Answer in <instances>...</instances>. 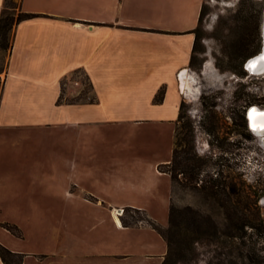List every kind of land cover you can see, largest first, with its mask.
I'll list each match as a JSON object with an SVG mask.
<instances>
[{
	"label": "crops",
	"instance_id": "0c3cea01",
	"mask_svg": "<svg viewBox=\"0 0 264 264\" xmlns=\"http://www.w3.org/2000/svg\"><path fill=\"white\" fill-rule=\"evenodd\" d=\"M201 4L19 0L28 16L11 28L0 85V214L87 207L104 214L89 251L70 259L20 252L21 264L162 259L163 237L147 222L122 224L117 210L137 208L156 223L158 212H168L172 180L162 166L171 155L179 72L190 62ZM74 69L85 74L90 95L63 99L71 91L61 80ZM3 222L18 227L20 236L2 228L13 238H24L20 220Z\"/></svg>",
	"mask_w": 264,
	"mask_h": 264
},
{
	"label": "rangeland",
	"instance_id": "374dc122",
	"mask_svg": "<svg viewBox=\"0 0 264 264\" xmlns=\"http://www.w3.org/2000/svg\"><path fill=\"white\" fill-rule=\"evenodd\" d=\"M7 2L16 13L19 0ZM263 10L264 0H202L193 29L192 59L179 72L181 101L176 131L179 147L186 146L188 139L204 163L196 181L190 182L180 173L172 180L170 205L175 227L168 228V212H158L155 219L166 235L176 238V245L183 246L185 239L191 238V250L182 249L185 256L176 264H264V129L250 130L245 117L249 106L264 108V67L253 72L244 67L245 60L261 48ZM6 58L7 52L0 51V85ZM61 82L62 87L69 84L71 91L68 96L62 92L63 99L90 95L88 80L79 69L66 73ZM208 177L219 181L220 197L240 199L251 226L236 232L230 228L225 211L231 206L228 202L221 205L201 187ZM119 214L130 224L147 222L141 211L124 209ZM103 217V212L89 207L76 214H0V223L10 218L20 220L24 238H13L1 224L0 233L10 246L18 248L15 251L58 253L70 259L73 253L95 246L90 239L95 238L96 222ZM19 258L21 264L22 255H8V264H18ZM161 260L156 263L132 257L103 258L101 262L160 264ZM45 261L37 264H73L68 260ZM26 264L33 262L27 260Z\"/></svg>",
	"mask_w": 264,
	"mask_h": 264
},
{
	"label": "trees",
	"instance_id": "16d2710c",
	"mask_svg": "<svg viewBox=\"0 0 264 264\" xmlns=\"http://www.w3.org/2000/svg\"><path fill=\"white\" fill-rule=\"evenodd\" d=\"M13 5H8L7 0H3L2 7L0 10V51L8 52L11 45V28L14 23H16L21 18L28 16V13L22 12L18 9L16 13L13 12ZM201 13V9H200ZM199 13V17H200ZM198 17V19H199ZM195 39V37H194ZM194 45V44H193ZM192 59V54L190 56V61ZM1 69V68H0ZM162 95V89H158L156 94L154 95L155 100H159ZM180 117V110L178 113L177 121ZM177 123V122H176ZM186 136L184 135V139ZM186 142V146L184 145L182 148L180 146V140L177 135L176 125L174 128L173 135V144L171 149V155L168 160L162 167L166 172L169 173L171 180L176 178V175L180 173L182 177H184L188 181H196L199 170L204 163V160L196 153V151L192 150V145L189 144L188 139L184 141ZM167 166H169L167 168ZM206 182L201 186L205 189L209 194L214 196L221 205L228 202V205L231 206L229 209L225 211V219H227V223L230 225V228L236 232L237 230H242L244 226H251L252 223L247 216V213L243 210L244 206L240 199L237 197L233 200L229 196L220 197L218 194L222 191L221 188L218 187L219 181L216 178L208 177ZM231 191L234 193V187L231 188ZM133 211H139L137 208L127 207L123 208ZM122 224H130L128 221L124 220V218H120ZM168 228L175 227L177 221L171 215V205L169 204L168 208V216H167ZM147 223L153 227L165 240L166 242V251L162 257L160 264H176V262L180 259V256H185L182 249L191 250V238L185 239V243L183 246L175 244V237L171 235H166L162 229H160V225L153 220L147 219ZM4 228L10 231L12 234L16 236H20V231L18 227L9 222H1L0 223ZM236 236V233L232 234ZM174 240V241H173ZM19 256L22 255L20 252L12 251L3 244L0 243V258L3 264H8L7 256ZM18 264L20 263V258L18 259ZM215 264H220V262H215Z\"/></svg>",
	"mask_w": 264,
	"mask_h": 264
},
{
	"label": "water",
	"instance_id": "95a60500",
	"mask_svg": "<svg viewBox=\"0 0 264 264\" xmlns=\"http://www.w3.org/2000/svg\"><path fill=\"white\" fill-rule=\"evenodd\" d=\"M263 33V30H261V35H262V44H261V48L259 49V51L255 54H253L252 56L248 57L245 62H244V67L246 68V70H248L249 72H253L256 69V65L257 63L262 59L264 58V51H263V47H264V35L262 34ZM252 107V106H249L247 107L246 111H245V117H246V123H247V126L250 130H253L254 131V127L250 126L249 124V120L250 118H248V111H249V108ZM251 116H260L264 119V108H259V109H256V111L251 114ZM258 127V124L256 125ZM255 126V127H256ZM258 129H264V121L262 123V125L260 127H258Z\"/></svg>",
	"mask_w": 264,
	"mask_h": 264
},
{
	"label": "bare ground",
	"instance_id": "6f19581e",
	"mask_svg": "<svg viewBox=\"0 0 264 264\" xmlns=\"http://www.w3.org/2000/svg\"><path fill=\"white\" fill-rule=\"evenodd\" d=\"M262 30H263V35H264V10H263V24H262ZM263 51H264V47H263ZM264 55V53H263ZM264 67V58H262L256 65V69H262ZM256 71V70H255ZM260 107H257V106H252L249 108V111H248V118H250L249 120V124L250 126L254 127V131L258 132L260 130H263V129H258V127H260L264 121V119L262 117H258V116H251V114H253L255 111L253 110H256V109H259ZM258 124V127L256 126ZM256 126V127H255ZM116 220L118 221V218L116 217Z\"/></svg>",
	"mask_w": 264,
	"mask_h": 264
},
{
	"label": "built area",
	"instance_id": "2783aa9c",
	"mask_svg": "<svg viewBox=\"0 0 264 264\" xmlns=\"http://www.w3.org/2000/svg\"><path fill=\"white\" fill-rule=\"evenodd\" d=\"M117 211H118V213H121L122 209H118Z\"/></svg>",
	"mask_w": 264,
	"mask_h": 264
},
{
	"label": "snow or ice",
	"instance_id": "6c2138e0",
	"mask_svg": "<svg viewBox=\"0 0 264 264\" xmlns=\"http://www.w3.org/2000/svg\"><path fill=\"white\" fill-rule=\"evenodd\" d=\"M253 111H256V110H253Z\"/></svg>",
	"mask_w": 264,
	"mask_h": 264
}]
</instances>
